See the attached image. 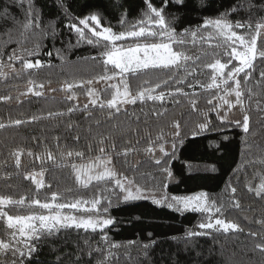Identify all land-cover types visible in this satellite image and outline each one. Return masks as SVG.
I'll use <instances>...</instances> for the list:
<instances>
[{
	"label": "snow or ice",
	"instance_id": "6c2138e0",
	"mask_svg": "<svg viewBox=\"0 0 264 264\" xmlns=\"http://www.w3.org/2000/svg\"><path fill=\"white\" fill-rule=\"evenodd\" d=\"M64 30L75 43L44 55L92 71L52 87L36 78L55 67L40 56L44 41ZM129 38L134 46L115 43ZM83 45L95 54L69 60ZM0 47V104L23 109L62 93L58 108L0 117V131L17 133L0 143V264H215L216 249L197 242L208 236L214 244L244 236L248 264H264V144L255 140L264 136V0H0ZM20 80L23 89L13 83ZM236 129L242 159L229 165L221 192L163 191L185 140L215 133L210 146L219 151ZM184 163L189 179L219 171L215 162ZM57 169L71 180L63 190L46 180ZM140 201L202 218L169 237L175 247L151 232L139 242L111 239L113 203ZM232 212L243 215L229 219Z\"/></svg>",
	"mask_w": 264,
	"mask_h": 264
},
{
	"label": "trees",
	"instance_id": "16d2710c",
	"mask_svg": "<svg viewBox=\"0 0 264 264\" xmlns=\"http://www.w3.org/2000/svg\"><path fill=\"white\" fill-rule=\"evenodd\" d=\"M225 2L226 0H217V3ZM130 17V19L134 18ZM194 23L199 22V15L193 14L191 17ZM239 19V17H236ZM107 22H105L106 24ZM114 25V31L121 30L119 26L116 25L115 20H112ZM187 26V25H185ZM240 31V30H238ZM72 40L75 43V36L69 34L67 30H64V34L60 36L57 40L53 41L51 38H48L44 41V48L42 49L40 58L45 62L51 60L55 65L52 69H45L40 71L37 74L38 80H52V87H59V82L71 75L87 76L92 71V66L89 64L79 63L71 67H62L60 61L53 57H48L44 55V52L53 51V44L55 48H61L66 45L68 40ZM117 45L123 44L127 46H134V42L131 38L126 40H121L115 42ZM14 46V45H13ZM0 51H3V48L0 47ZM95 54V50L91 49L87 45H83L78 49L69 50L66 55L69 60L76 61L79 56ZM226 58V57H225ZM19 67V65H17ZM97 70H99L97 68ZM208 70L205 69V72ZM206 79V77H203ZM23 89L25 86V81H15ZM14 91V90H13ZM5 92V85L0 83V93ZM56 99L49 97L47 100H37L33 99L31 104H25L23 109L16 108L15 106H7L0 104V117L7 119L9 115L15 117L19 115L21 111L30 112L36 111L38 108L55 109L61 106L60 98L62 93L57 92L52 94ZM83 100V97H81ZM35 127V126H33ZM32 132V129L22 130L18 134V139H24L29 136ZM232 137L231 143L224 142L225 147H222L219 151H215L213 147L210 146L212 142H219V136L215 133H207L204 136L196 137L193 140L192 137H189L185 140L183 146L178 147L177 156L178 158L172 161V171L175 179L168 183L167 187L163 191L168 192L170 195H191L194 194L190 190H204L212 194H216L222 191L225 187V181L231 176V171L229 170V165H233V161L239 162L242 158L239 155L240 152V138L242 133L239 129L230 130L228 133ZM12 136H17L15 130H6L0 131V143L5 139L11 142ZM255 140L257 143L264 144V136H256ZM185 161H191L193 163L200 164H212L216 163L217 168L219 169L216 173H205L200 172L196 174L193 178L189 179V173L186 171ZM38 170V169H37ZM255 171H259L256 169ZM54 179L52 176H47L46 180H52L53 190L59 188L63 190L66 185L71 184V180L66 172L60 170H54ZM248 177L254 183L259 182V177L254 174L252 168L248 169ZM19 183V181H18ZM33 190L35 186H31ZM27 188V184H25ZM29 198H31V193H27ZM45 195L49 202H51V193L41 190L40 199L44 200ZM90 194L85 193V198ZM115 201V198H113ZM248 201L246 200L245 203ZM27 203V201H26ZM257 209L261 207L256 205ZM35 209V206L32 208H18L14 209L12 214L26 215L31 214ZM68 212V209L62 210ZM249 216L252 213H247ZM110 215L114 219L115 223L110 225L109 236L111 239L118 242H127L128 240L141 241L147 237L149 232L153 233L155 237L165 241L164 247H167L169 244H172L175 247V241H171L169 237L171 236H183L184 232L188 228H192L199 223L201 220V214L187 212L183 215L177 213L173 210L167 209L163 206L152 205L149 201H140L136 202L133 206H129L122 202L113 203L112 208L110 209ZM208 215V214H204ZM238 215H243V213L232 212L229 214L228 218L233 219ZM220 241L219 244H214L213 238L200 237L198 239V244L207 252L209 248H215L216 252L213 257L215 264H248V256L245 254V238L244 236L233 237L232 239L225 240L222 236L217 237ZM45 249V253H46ZM238 253V255L233 256V252ZM41 259H46V255L42 254Z\"/></svg>",
	"mask_w": 264,
	"mask_h": 264
},
{
	"label": "rangeland",
	"instance_id": "374dc122",
	"mask_svg": "<svg viewBox=\"0 0 264 264\" xmlns=\"http://www.w3.org/2000/svg\"><path fill=\"white\" fill-rule=\"evenodd\" d=\"M163 207H165V208H167V209H170V208H168V207H166V206H163ZM170 210H172V209H170ZM188 212H191V211H188ZM187 213V212H186Z\"/></svg>",
	"mask_w": 264,
	"mask_h": 264
}]
</instances>
